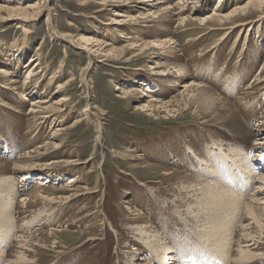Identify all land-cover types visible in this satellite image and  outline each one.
<instances>
[{
    "label": "rangeland",
    "instance_id": "374dc122",
    "mask_svg": "<svg viewBox=\"0 0 264 264\" xmlns=\"http://www.w3.org/2000/svg\"><path fill=\"white\" fill-rule=\"evenodd\" d=\"M167 1H186L195 11L171 10L145 22L158 0H0L7 8L39 10L27 20L7 18V11L0 17V180L14 177L18 190V227L3 264L16 260L22 243L31 264H137L147 254L133 226L147 219L148 228L157 223L161 230L175 209L191 217L196 196H185L180 185L195 182L196 153L220 159L219 145H234L264 163V5L247 7L232 24L206 20L219 0ZM250 1L224 0L221 10L229 14ZM200 18L209 22L194 21ZM82 35L105 43L94 46L105 55L90 54ZM166 37L170 47L143 45ZM30 69L34 76L23 89ZM185 83L197 88L184 92ZM152 97L160 104L144 109ZM58 101L62 111L49 117L32 112L34 103ZM189 145L195 154H185ZM256 168L258 177L264 165ZM39 174L51 181L44 188ZM73 176L77 182L68 183ZM241 215L236 240L262 254L249 264H264V217L259 225L245 209ZM171 228L160 232L181 245L189 230L175 238L184 226ZM188 235L178 247L182 259L198 245L197 233Z\"/></svg>",
    "mask_w": 264,
    "mask_h": 264
},
{
    "label": "bare ground",
    "instance_id": "6f19581e",
    "mask_svg": "<svg viewBox=\"0 0 264 264\" xmlns=\"http://www.w3.org/2000/svg\"><path fill=\"white\" fill-rule=\"evenodd\" d=\"M188 1L190 0H187V3H192L191 1L190 2ZM185 2H178L176 4H172L171 2L167 0H158L159 5H157L156 9L154 11L150 10L149 15L144 16V17H148V19L145 22H149L153 20V18H151L150 16L156 15V17L160 18V16H157L158 14L159 15L163 14L164 16V15H167L168 12H172L171 10L179 9V11L175 13L177 15H181L183 14V12L188 11V10L191 12L195 11V8H189L190 4L186 5ZM223 2L224 0H219L217 6H220V8L217 11H214L213 15L208 16L206 20L209 19V21L215 20L218 23L224 22V23L233 24L235 23L236 19L233 20L232 18H235L234 16L238 15L241 11L244 12L247 9V7L253 6L257 3H259L260 5H264V0H251L246 7L244 6V8L242 9L235 8L231 13L228 14V13H223V11L221 10L223 9V7H221V4ZM186 6H188V8ZM2 11L8 12L10 16L7 18L17 17V18H22L24 20H27L29 17L31 16L34 17L35 15H37L39 10H36L33 13H30L29 9L27 8L26 9L25 8H18V9L13 8L12 9V8H7L0 4V17H2L1 15ZM163 16L161 18H163ZM135 20L137 19L135 18ZM190 20L192 19L189 18L188 21ZM206 20L200 18V19H195L194 21H199V24L202 25L206 22ZM48 21H51V19L49 18ZM184 21L185 20H180V22H184ZM208 22H206V24ZM121 23L124 24L125 22H121ZM227 28H232V25ZM113 38L115 37L112 35L111 39ZM129 38H131V36H129ZM140 39H143V38H140ZM79 40L83 41L87 46L91 47L89 49L90 54L94 56L105 55V53H103L104 52L103 48H98L97 50L94 47L98 45V43L100 47L102 46V44H105V43H102V42L100 43L99 40H95L98 43L94 44L95 43L94 39L89 38L86 35H82L79 38ZM146 42L147 43L143 45L148 46L150 44H158L159 48L170 47L174 43L173 39L169 37H166L164 39H158V40L155 39L150 42L149 41H146ZM135 43H138V41H136ZM106 45H108V43ZM136 45L138 46V44ZM141 45L139 44V46ZM35 60L33 59L31 62H34ZM39 65L40 63H38V66ZM154 68H158V66H155ZM33 70L34 69H30L26 72L27 76L24 82H22L23 85H20L21 88L24 89L25 85H27L26 82L30 81L33 78L34 76ZM1 72H3L2 69H0V74ZM155 73H157V75H160V76L169 74L167 70H161V69H158ZM238 73L240 72L238 71ZM4 74L8 76L11 74V72H7ZM58 75L59 74H55L54 76H52V78L56 79L58 78ZM13 82L17 83L18 81L13 80ZM188 83L187 84L185 83L184 85L185 86L184 92L193 90L194 87L197 88L195 84H192V83L188 84ZM61 89L62 87L59 86L58 91ZM155 91L157 90H154L153 88L148 89V92L150 93H154ZM27 99L28 98H26L25 100ZM158 101H159L158 104H160L161 100H158L152 97V100H150V102L144 106V109L146 108V110H151L155 108L156 105H158L156 104ZM39 102L44 104V103H47L48 101L43 100L42 102L41 101ZM168 103H166V105ZM60 104H61V101L55 102L54 106L53 105L43 106L41 104L34 103L33 106L37 107V109H32V112L34 113L42 112V113L48 114L46 117H49L51 115V112L62 111L61 107H59ZM166 105L165 107H167ZM62 115L63 114H61V116ZM59 121L62 122L61 118ZM55 147H58V145H56ZM218 149L219 151H222L224 156L221 157L220 159H214L212 158L211 153L207 152V155H208L207 158L211 159V160H208V159H204L203 156L198 153L195 154L194 149L191 145L187 147L186 149L187 152L185 154L188 155L189 152L195 154L194 160L198 164L197 166L198 168L197 167L196 168L197 170H200L196 174V176H194L195 182H191L192 183L191 186L187 185L185 180L180 185V190L181 192L185 194V196H189L191 194L196 196L195 197L196 200L189 207L191 217L193 218L189 217L191 218L189 219L188 217H184L183 215H181L180 210L178 211L175 209V214L177 213L176 217L172 218L166 223L162 222L163 227L161 226L162 227L161 230L162 231L164 230V232H167V230H172L171 228L172 225H179V224L183 225L184 228L180 229L179 232L177 231L179 234L176 233L177 235L175 236V238L182 237V234L186 233V229H188L190 233L192 232L193 234L194 232L197 233L198 245L196 246L193 253L188 254L187 255L188 258L182 259L183 257L181 255V249H179L183 246L182 243L184 244L183 240L189 237L188 234L190 233H186L187 234L186 237L181 240L182 242L181 245L180 244L172 245L171 243L169 244L166 241V239H164L163 233L161 234L160 227L157 225V223L151 224L155 226L153 227L151 226L148 228L147 226L148 223L146 222L147 219H145L146 221H143L142 223L138 222V224H136L132 228L133 230L135 229L134 231H136V235L138 236V239L140 240L143 239L144 246H142V249H146L145 254H147L145 257L140 258V261H138L137 264H147V262L145 261H147L148 259L151 260L152 258L155 260L154 264H178L176 260L178 262L180 260L181 264H249L250 262L258 261L259 256H262L261 253L257 254L255 251L252 250V248H250L252 244L242 245L241 242L238 243L236 240V235L241 230H244V225L242 224L243 218L241 217L242 216L241 211L244 209L249 219L254 220L259 225H261L263 222L262 218L264 217V207H261L262 209L261 211H259L258 209H260L259 207L260 203H264V200L262 201L264 197L260 198V196L264 194V172H262L261 174H259L258 177H256L258 175L256 167H260L263 169L264 163H260V164L254 163L251 156L245 155L243 151L239 148V146L233 145V146H229L228 148H223V146L219 145ZM215 154H217V152ZM186 155L184 156L185 158L188 157ZM138 157L139 155L135 156L134 159H137ZM21 159L22 157L19 160ZM261 159H263V157ZM70 164H74L73 161L70 162ZM35 165L37 164H35V162L33 161L32 169L36 167ZM15 166L20 169H26L25 166H21L18 164H16ZM29 166L30 165H27V167ZM202 174H205L211 179H208L207 181L202 182V180L205 179V178H202L203 177L201 176ZM225 176L226 178L222 179V177H225ZM41 177H43V175L39 174V178ZM77 179L78 178H74L73 176L71 177L68 183L71 184V183L77 182ZM48 180H49L48 178L39 179L37 186L39 188L41 187L44 188V186L47 183L51 182V181L47 182ZM221 181H224L223 183H225L229 187L221 184L220 183ZM251 187H254V189H253V192L249 194L250 197L247 199V203H246L245 202L247 198L246 194L248 193V191H250L249 189ZM17 191L18 190L15 186L14 177L11 176L8 178H4V177L1 178L0 180V207L1 205L2 206L4 205L5 209L3 211H0V225L3 226V228H6L7 231L1 228L0 226V264H3L4 256L7 255L6 254L7 252L5 249L7 247V244L11 242L10 234L11 232H14L18 227V222H17L18 215H17V212L13 210L16 205L15 203L16 198H14L15 197L14 195L17 194ZM194 214L196 215L193 216ZM122 219L124 220V218ZM238 228H239V231H237ZM180 233H182L181 236H180ZM235 240H236V243L234 244ZM21 246L24 248L25 244L22 243ZM22 249L20 250V253L18 252V255H17L18 257H16L15 261L11 262V259L8 258L9 260L7 261L6 264H31L33 261L30 258H28L25 251H23ZM133 249L136 250L137 248H133Z\"/></svg>",
    "mask_w": 264,
    "mask_h": 264
}]
</instances>
